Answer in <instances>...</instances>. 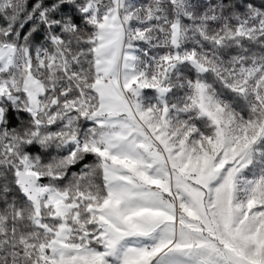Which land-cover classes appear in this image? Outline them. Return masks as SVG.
<instances>
[{
    "label": "snow or ice",
    "instance_id": "obj_1",
    "mask_svg": "<svg viewBox=\"0 0 264 264\" xmlns=\"http://www.w3.org/2000/svg\"><path fill=\"white\" fill-rule=\"evenodd\" d=\"M0 264H264V0H0Z\"/></svg>",
    "mask_w": 264,
    "mask_h": 264
}]
</instances>
